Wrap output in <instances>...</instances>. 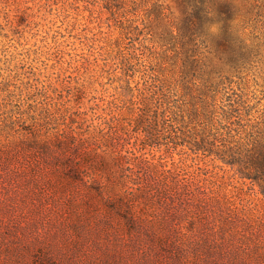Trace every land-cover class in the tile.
Instances as JSON below:
<instances>
[{
    "label": "rangeland",
    "instance_id": "374dc122",
    "mask_svg": "<svg viewBox=\"0 0 264 264\" xmlns=\"http://www.w3.org/2000/svg\"><path fill=\"white\" fill-rule=\"evenodd\" d=\"M225 1L263 36L264 0ZM180 15L177 0H0V264H264L258 188L133 124L120 55L170 77L161 37Z\"/></svg>",
    "mask_w": 264,
    "mask_h": 264
},
{
    "label": "trees",
    "instance_id": "16d2710c",
    "mask_svg": "<svg viewBox=\"0 0 264 264\" xmlns=\"http://www.w3.org/2000/svg\"><path fill=\"white\" fill-rule=\"evenodd\" d=\"M177 4L181 15L175 31L161 37L170 50L176 46L163 57L172 66L170 77L149 76L150 61L120 55L128 97L137 104L133 124L143 145L181 146L212 156L264 196V78L259 81L254 72L264 58V31L261 38L256 35L252 8L239 21L225 0ZM213 26L216 33H210ZM207 43L219 49L217 63L203 52ZM136 71L140 74L131 85Z\"/></svg>",
    "mask_w": 264,
    "mask_h": 264
}]
</instances>
